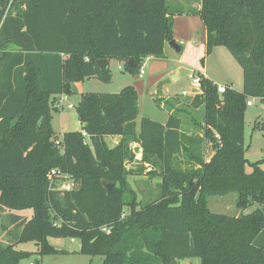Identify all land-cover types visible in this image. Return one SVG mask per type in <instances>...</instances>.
<instances>
[{
	"label": "trees",
	"instance_id": "1",
	"mask_svg": "<svg viewBox=\"0 0 264 264\" xmlns=\"http://www.w3.org/2000/svg\"><path fill=\"white\" fill-rule=\"evenodd\" d=\"M184 7L170 0H0V207L19 226L13 243L0 244V264H19L33 254H64L48 238H77L79 253L101 256L100 264H168L198 258L199 264H264V157L250 162L244 146V114L250 98L264 101V0H198ZM199 16L205 54L224 46L242 71V89L201 78L202 92L189 100L202 107L197 121L212 142L208 160L193 149L202 138L182 133L171 111L160 123L142 117L128 84L118 92H83L75 105L81 131L52 128L55 95H71L86 78L110 81L96 60L116 59L131 74L149 55L163 56L172 40L173 17ZM83 132L85 135H83ZM217 135V137L214 136ZM118 136L109 147L105 137ZM87 139V140H86ZM58 141V143H56ZM141 148V166L132 144ZM192 146V148H191ZM179 155L193 160L181 167ZM160 176L159 194L136 200L127 175ZM58 168L74 181L70 190H50L47 173ZM101 179L113 183L109 192ZM236 193L241 211L212 212L207 198ZM127 208L125 213L124 209ZM106 227V230H103ZM33 242L36 250L17 249Z\"/></svg>",
	"mask_w": 264,
	"mask_h": 264
},
{
	"label": "rangeland",
	"instance_id": "2",
	"mask_svg": "<svg viewBox=\"0 0 264 264\" xmlns=\"http://www.w3.org/2000/svg\"><path fill=\"white\" fill-rule=\"evenodd\" d=\"M178 1L185 8L189 6H197L198 0H170ZM188 15V14H187ZM180 27L183 28V25ZM193 37H176V40L185 42L180 52H169L161 57L151 58L145 61L143 70L144 74L140 77L138 74L129 73L123 66V63L111 59L109 62V72L111 73L110 81H102L98 78H86L73 84V93L67 100H60L55 97V103L60 107L59 110L52 111V127L57 136H61L64 131H81V124L77 118L75 105L79 100L78 92H118L123 86L131 84L138 96V120L141 117H148L154 121L164 123L168 113V108L161 105L162 101H170L172 104V112L178 115L182 120V133L189 136L197 134L202 138L199 148L193 149L200 153L205 160H208L213 152L212 142L203 136V130L197 121H202L203 109L192 108L189 100L193 97V93L181 95V90L192 92L191 79L189 73L197 72V70L205 71L214 78L217 84H227L236 90L242 89V71L233 56L224 46H214L209 54H205L203 44L200 41L199 28L193 33ZM194 41H196L194 43ZM118 65L122 68L118 69ZM177 74L178 80H173L172 76ZM124 79L128 80L123 82ZM157 90V93L155 92ZM251 105L246 106L244 114V146L245 157L248 162L246 169L250 170L249 163L264 157V101L258 98H250ZM68 104H72L68 107ZM55 107V106H54ZM57 109V107H55ZM201 134V135H200ZM215 137L217 135L214 134ZM87 140V139H86ZM107 140V139H106ZM113 141L108 139V145L111 146ZM132 150L135 154L132 161H125L124 167L129 171H136L141 166V148L138 143L132 144ZM137 149L134 151V149ZM192 148V146H191ZM177 162L180 166H192L193 160L179 155ZM144 169L141 172H132L127 175L129 185L136 192V200L144 203L154 199L159 194L158 184L160 176L157 173L149 174L150 166L143 163ZM264 167V166H263ZM236 193H228L225 195L209 196L207 204L212 212L223 213L229 216H235L240 213V209L236 206ZM254 205V206H253ZM246 208L251 211L255 207H260L264 212V205L253 204ZM125 213L128 211L124 209ZM11 213L18 215L30 216L31 211L9 210L0 207V244L13 243L19 226L14 222ZM51 244L60 249L77 250L80 246L79 239L75 238L71 242L69 238H49ZM264 245V244H263ZM17 249L35 251L36 246L33 242L19 243ZM90 256L81 255L77 252L69 255L63 254H33L28 258L22 259L19 264H86ZM100 256H94V264ZM178 264H199L198 258H185L178 261Z\"/></svg>",
	"mask_w": 264,
	"mask_h": 264
},
{
	"label": "crops",
	"instance_id": "3",
	"mask_svg": "<svg viewBox=\"0 0 264 264\" xmlns=\"http://www.w3.org/2000/svg\"><path fill=\"white\" fill-rule=\"evenodd\" d=\"M199 5V4H198ZM197 5V6H198ZM181 25H183V28L182 27H180ZM197 27L199 28V33H200V38H201V42H202V44H203V50L205 51V30H204V27H203V24H202V22H201V20H200V18H199V16L198 15H196V14H189V15H187V14H181V15H175L174 17H173V32H172V40H174L176 43H177V45L179 46V48H180V51H182V46L181 45H183L185 42H183V40H176V37H185V36H187V37H189L188 38V40H190L194 35H193V33L197 30ZM171 41V40H170ZM170 41H168V42H165V44H164V50H163V55H166V54H168L169 52H172L173 53V51H175V52H180V51H176L175 50V48L173 47V46H171L170 44H169V42ZM196 41H194V43H195ZM151 58H156L155 56H153V55H149V56H147V57H145V61L146 60H148V59H151ZM109 62H110V60H108V68H109ZM119 66H121V65H118V67ZM118 69H120V68H118ZM197 71H199V72H203L205 75H206V77L209 79V80H211L212 82H214L215 80H214V78L212 77V76H210V75H208L204 70L203 71H201V70H197ZM175 76V78L173 79V77ZM141 77V76H140ZM172 79L173 80H178L179 79V76L177 75V74H175V75H173L172 76ZM124 82H127L128 83V80L127 79H124L123 80V82L122 83H124ZM215 83V82H214ZM217 84V83H216ZM131 85V84H130ZM223 85H227V84H223ZM183 90V89H182ZM83 92H89V91H81V92H78V94H79V97H80V94L81 93H83ZM156 93H157V90L155 91ZM70 96V95H69ZM69 96H67V95H64V94H60V95H55L54 97H57V98H59L60 100L62 99V100H67L68 99V97ZM165 101V100H164ZM164 101H162V104L161 105H164ZM57 110H59V109H57ZM171 111H169L168 110V113H167V116H166V119H167V117H168V115H169V113H170ZM137 116H138V114H137ZM142 118V117H141ZM140 118V119H141ZM166 121V120H165ZM135 123H136V129H137V131H138V129H139V123H140V120H138V118L136 117V120H135ZM165 123V122H164ZM51 124H52V122H51ZM53 128V127H52ZM54 130V129H53ZM201 135V134H200ZM107 139V140H106ZM108 139H111L112 141H113V144L111 145V146H109V147H112V146H114L115 145V143L118 141V139H119V137L118 136H107V137H105V140H106V143L108 144ZM254 206V205H253ZM253 206H251V207H253ZM244 213H247V212H249V210H244L243 211ZM238 215V214H237ZM70 239V241L71 242H74V240H75V238H69ZM48 241H49V243L51 244V242H50V239L48 238ZM254 243H255V245H257V246H260V245H263L264 244V228L257 234V236L255 237V239H254ZM51 245H53V244H51ZM55 248H57V249H60V248H58L57 246H55V245H53ZM80 247V246H79ZM60 250H64V251H67L66 253H64L63 255H69L70 253H73V252H77V250L79 251V249H77V250H71V249H60ZM55 255V254H54ZM81 255H84V254H81ZM87 256H89V255H87ZM96 256H98V255H96ZM101 257V256H100ZM101 261H102V257H101V259H96V263L95 264H100L101 263ZM86 264H94V256H90V258L88 259V260H86V262H85Z\"/></svg>",
	"mask_w": 264,
	"mask_h": 264
},
{
	"label": "built area",
	"instance_id": "4",
	"mask_svg": "<svg viewBox=\"0 0 264 264\" xmlns=\"http://www.w3.org/2000/svg\"><path fill=\"white\" fill-rule=\"evenodd\" d=\"M144 65V61L139 69L138 75L142 76L144 74V70H143V66ZM118 68H122V66H119ZM188 77L191 79V86L193 87L194 90H192V92H188L187 90H181V95H187L190 93H193V96L196 94H200L202 92V88H201V78H207L206 75L203 72H192L188 74ZM217 87V92L219 94H221L222 92H224L226 86L225 85H221V84H216ZM62 101V99H61ZM60 99L59 102L61 103ZM247 105H251L252 102L250 100H248L246 102ZM55 107H57V109H60V107H58L59 105L55 103L54 105ZM68 107H71L72 104H68ZM83 135H85V133L83 132ZM56 143H58V141H56ZM47 179H48V187L50 190H60V191H64V190H70L73 188L74 186V181L71 178V176L68 173L62 172L60 169L58 168H52L48 171L47 173ZM103 230H108L106 229V227H103ZM31 264V263H30Z\"/></svg>",
	"mask_w": 264,
	"mask_h": 264
},
{
	"label": "water",
	"instance_id": "5",
	"mask_svg": "<svg viewBox=\"0 0 264 264\" xmlns=\"http://www.w3.org/2000/svg\"><path fill=\"white\" fill-rule=\"evenodd\" d=\"M169 44L171 46H173L175 48L176 51H180L179 46L177 45V43L174 40H171L169 42ZM96 65L99 67V69L101 71H106L108 68V59L106 58H101V59H97L96 60ZM175 78V76L173 77V79ZM137 149L135 148L134 151H136ZM101 184L103 186V188L105 189L106 192H109L110 189L113 186V183L106 180V179H101ZM168 264H178L176 259H173L172 261H170Z\"/></svg>",
	"mask_w": 264,
	"mask_h": 264
}]
</instances>
